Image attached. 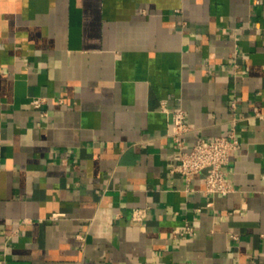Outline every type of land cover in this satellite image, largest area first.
I'll use <instances>...</instances> for the list:
<instances>
[{
	"label": "crops",
	"instance_id": "0c3cea01",
	"mask_svg": "<svg viewBox=\"0 0 264 264\" xmlns=\"http://www.w3.org/2000/svg\"><path fill=\"white\" fill-rule=\"evenodd\" d=\"M162 101L187 148L235 128L228 195L171 171ZM0 231V264H264V0H0Z\"/></svg>",
	"mask_w": 264,
	"mask_h": 264
},
{
	"label": "built area",
	"instance_id": "2783aa9c",
	"mask_svg": "<svg viewBox=\"0 0 264 264\" xmlns=\"http://www.w3.org/2000/svg\"><path fill=\"white\" fill-rule=\"evenodd\" d=\"M44 101L43 98H34L31 104L38 108L42 106ZM161 110L171 117L167 136L172 143L177 158V163L171 168V171L180 174L187 185L191 183L194 175L205 171L204 191L207 194L228 195L232 192L225 169L231 157L241 149V143L235 128L225 136H217L212 139L198 138L187 148L186 133L189 131V125L185 112L180 108L169 109L166 101L161 102ZM42 115L46 116V113L43 112ZM187 191H189V187H187ZM57 216L54 215L52 218H57ZM144 217V210L132 212V221L134 222H141ZM193 233V228L186 225L180 235L186 236ZM7 247V243L1 241L0 231V256L6 255Z\"/></svg>",
	"mask_w": 264,
	"mask_h": 264
}]
</instances>
